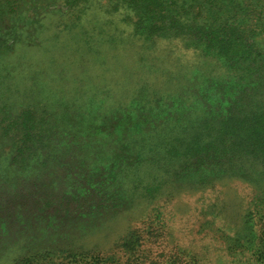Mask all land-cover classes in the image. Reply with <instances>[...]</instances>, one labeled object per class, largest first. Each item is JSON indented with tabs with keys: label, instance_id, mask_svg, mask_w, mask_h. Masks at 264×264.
Instances as JSON below:
<instances>
[{
	"label": "rangeland",
	"instance_id": "rangeland-1",
	"mask_svg": "<svg viewBox=\"0 0 264 264\" xmlns=\"http://www.w3.org/2000/svg\"><path fill=\"white\" fill-rule=\"evenodd\" d=\"M239 10L242 29L231 33L241 40L227 73L217 58L188 47L184 38L203 40L220 17ZM173 31L175 39H150ZM198 72L227 80L220 82L228 85L215 105L219 117L227 114L226 93H235L237 106L264 83V0H0V192L12 185L18 166L48 171L46 199L58 198L61 217L72 210L83 214V227L71 235L67 225L63 235L54 231L34 246L9 248L2 226L0 264L46 252L62 259L69 249L103 264H264V158L256 160L258 168L249 164V176L230 163L248 142L249 121L225 118L204 157L174 151L177 159L165 171L144 167V187L132 178L120 181L109 167L128 152L125 145L139 127H154L162 118L123 120L115 107L139 98L145 85L186 84ZM219 87L205 77L192 100L211 99L204 108L209 112ZM98 98L104 110L92 103ZM56 102L87 103L79 113L88 124L75 134L53 131ZM26 107L33 118L20 116ZM56 152L66 161L70 185L50 158ZM118 167L130 173L134 165ZM98 170L116 185L114 197ZM155 183L161 187L154 189Z\"/></svg>",
	"mask_w": 264,
	"mask_h": 264
},
{
	"label": "trees",
	"instance_id": "trees-1",
	"mask_svg": "<svg viewBox=\"0 0 264 264\" xmlns=\"http://www.w3.org/2000/svg\"><path fill=\"white\" fill-rule=\"evenodd\" d=\"M239 12L240 10L236 11L230 17H220L219 25L215 27L214 34L207 35L203 40L184 38L188 47H195L204 54L217 58L226 68L227 73H231L234 68L235 63L233 62L232 55L239 46L237 43L241 40L238 35L233 36L231 33L232 30H239L237 32H240L242 29ZM221 29L228 31L220 36L217 31ZM174 33L178 32L173 31L158 36H151L150 39H175L177 38V34ZM205 77L213 78L214 81L219 82L220 86L209 112H206L207 110L204 108L210 105L211 99H208L209 102L202 104L195 103L196 99L192 100L196 88ZM226 81L216 74L198 72L191 75L186 84L167 83V85L161 88L145 85L139 89V98H135L128 105L115 107L117 112H121L117 114L123 120H128L130 119L129 117H132L135 120L142 119L147 121V119L162 117L160 119L161 122L154 127L151 123L148 127H139V130L136 131V136L129 140L128 145H125L128 152L110 161L109 164L111 165L109 167L116 171V178L123 182L127 178H132L136 187H144L143 168L151 166L157 171H165V166L174 163L175 159H177V156L173 154L174 151L182 155L190 153L193 156L200 153L204 157L205 152L211 150L215 140L218 139L219 135L215 136L217 132L216 126L220 122H226L224 121L225 118L230 123L249 121L252 125L251 130L248 132V142L238 146V151L232 155V161L230 162L239 165L237 172L242 171L244 172L243 176H249V164L251 163V166L258 168L256 160L264 158V83H258L253 86L249 97L237 106H235V93L233 95L226 93L229 101L227 114L219 117L216 115L215 105H217L219 99L221 100V98H218L222 93L221 90L225 85H228L220 82ZM238 86L240 84H233V89ZM95 99L92 100V103H97L98 107L104 110L103 103L105 101L99 98L98 100ZM55 104L54 109L59 112V116L56 117V122L53 121V131L59 130L63 133L75 134L88 124V118L82 117L79 113L83 109L82 106L87 103L70 104L67 102V104H59L56 102ZM181 110L187 113L180 114ZM175 111H178L179 114H175ZM25 115H30L33 118L35 113L32 109L26 107L20 116ZM116 121L117 119L108 120V122ZM105 124L106 121L99 126H104ZM114 127H117V125H111L108 128ZM203 127L208 131L205 135L202 134ZM147 129L150 130L146 131ZM211 135V138L208 137ZM240 154L248 158L243 161L239 157ZM50 158L55 162V168L62 169L63 178L70 185L72 181H70L66 171L68 167L62 157V152H56ZM124 161L134 165L130 173L119 171L118 164H123ZM17 169L19 171L17 177L13 178L12 185H4L0 192V232L2 233L3 228L1 227L3 226L9 248L17 243L25 246H34L43 237L50 235L54 231L59 233V235H63L67 225L69 227V234L67 235H71V233L83 227L81 224L83 217L81 211L72 210L68 216L61 217L59 212L62 203L57 201L58 198L46 199L44 182L49 176L48 171L41 174L39 171L33 169L28 173L20 166ZM98 171H100L98 174L103 177V182L101 183L104 186V190L111 197H114L116 195V185L107 184L110 175H104L102 170ZM160 185L159 183H155L153 188L159 189ZM148 188L150 189V187ZM44 222L48 226L43 227L42 223ZM67 252L69 253L65 258L62 257V259H60L59 255H52L49 252H46V256L50 257L48 259L42 254H31L32 256H25L17 264H103L93 262L94 258L84 261L77 249L74 252L69 249Z\"/></svg>",
	"mask_w": 264,
	"mask_h": 264
}]
</instances>
